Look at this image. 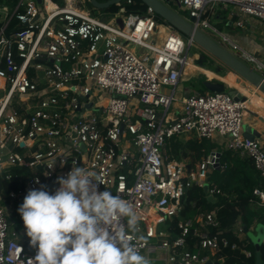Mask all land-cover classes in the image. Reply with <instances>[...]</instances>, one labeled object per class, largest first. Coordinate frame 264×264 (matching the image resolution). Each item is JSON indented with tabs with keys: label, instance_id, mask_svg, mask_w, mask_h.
Here are the masks:
<instances>
[{
	"label": "built area",
	"instance_id": "built-area-1",
	"mask_svg": "<svg viewBox=\"0 0 264 264\" xmlns=\"http://www.w3.org/2000/svg\"><path fill=\"white\" fill-rule=\"evenodd\" d=\"M161 1L185 9L187 21L209 37L206 31L218 35V44L229 39L210 25V3L234 5L244 17L264 22V0ZM1 3L0 174L11 181L16 171L28 173L7 198L0 192V264H27L34 258L36 249L26 251L23 234L13 228L14 207L41 185L53 194L57 178H66L74 162L100 177L99 191L110 190L132 203L140 218L135 235L143 238L134 242L151 264H224L223 258L212 259L229 246L219 233H211L220 227L216 213L185 219L182 210L192 187H206L212 200L220 193L208 177L220 168L217 154L223 151L249 157L264 178V148L244 137L246 100L242 95L236 100L230 94L236 89L226 82L229 76L240 81L238 75L226 68L218 81L224 92L193 91L176 108V88L195 43L185 41L152 8L144 15L126 13L121 2L106 22L103 15L92 17L82 0H18L13 7ZM232 19L228 24L243 28L237 15ZM236 50L230 48L264 79V62ZM173 137L226 141L223 150L204 156L196 169L164 153ZM253 194L264 204V192ZM175 219L177 236L171 229ZM189 234L198 239L195 251L188 248ZM243 253L251 257L250 251Z\"/></svg>",
	"mask_w": 264,
	"mask_h": 264
},
{
	"label": "clouds",
	"instance_id": "clouds-1",
	"mask_svg": "<svg viewBox=\"0 0 264 264\" xmlns=\"http://www.w3.org/2000/svg\"><path fill=\"white\" fill-rule=\"evenodd\" d=\"M74 165L53 194L46 185L30 189L18 208L36 249L27 264H151L134 242L143 238L132 203L99 191L100 177Z\"/></svg>",
	"mask_w": 264,
	"mask_h": 264
},
{
	"label": "trees",
	"instance_id": "trees-1",
	"mask_svg": "<svg viewBox=\"0 0 264 264\" xmlns=\"http://www.w3.org/2000/svg\"><path fill=\"white\" fill-rule=\"evenodd\" d=\"M17 1L1 0V4L5 3L13 7ZM97 1L106 2L109 0ZM122 8L126 13L133 12L138 15H144L147 9L138 0H132L131 3L124 2ZM119 10L120 8L117 6H110L103 11L115 14ZM207 58L211 64L214 63L211 57L207 56ZM195 64L214 71L209 65ZM190 71L195 70L189 68L186 72ZM202 77L207 80L204 76ZM204 92L203 90L200 91L202 94ZM214 149L215 145L210 141H198L193 138L185 140L182 137H173L166 142V155L169 158H182L190 164V167H196L202 158ZM27 173L25 169L16 171L11 181H7L0 174V192L2 195L7 198L11 191L17 190L23 184ZM208 184L211 187H217L220 193L212 200L207 196L205 188H190L183 197L182 217L189 219L195 218L201 213L215 212L220 221V227L212 229L211 233L212 235L219 233V239L227 240L229 246H222L221 250L212 256V259L217 262L220 258H223L224 264H256V250L244 228L248 231L252 229V232H254L257 224L264 225V205H261L260 198L253 194L256 189L264 192V178L255 169L249 157H241L237 151L226 150L222 152L220 168L211 170ZM22 203L18 202L13 211V228L17 231L24 227L23 220L18 212V208ZM6 204H8V201ZM237 226L242 227L241 232H239ZM171 229L174 236L179 234L176 219L172 222ZM187 241L189 242L188 248L190 251H195L198 239L189 234ZM233 244L237 245L236 249H231ZM24 246L26 251L35 249L30 246L29 241H25ZM243 250L250 251L251 257H246ZM260 258L261 263L264 264V243L260 248Z\"/></svg>",
	"mask_w": 264,
	"mask_h": 264
},
{
	"label": "rangeland",
	"instance_id": "rangeland-1",
	"mask_svg": "<svg viewBox=\"0 0 264 264\" xmlns=\"http://www.w3.org/2000/svg\"><path fill=\"white\" fill-rule=\"evenodd\" d=\"M83 4L82 7L87 10L92 17H98L103 15L105 16L104 21L108 22L110 18L113 17L111 13H107L103 10L95 9L89 2V0H82ZM176 13H178L180 16L188 19L187 11L183 8H179L177 4L172 3L170 5ZM212 7V9H210ZM207 12L208 16L207 19L209 20L210 25L216 29L217 32L223 34V36L227 37L229 40L227 42L220 43V45L230 51V48L235 46L238 48L236 50V54L241 51H246L252 55H255L259 60L264 62V22L257 21L255 18L252 17H244L240 13H238L237 8L234 5L228 4V3H210L207 6ZM219 15V17H217ZM237 15V20H241L243 23V28L236 27L235 22H233L232 25L228 24V22ZM162 21V20H161ZM163 22V21H162ZM164 23V22H163ZM213 40L216 42L219 41L218 35L216 36L211 31H206ZM183 39H185L184 36H182ZM186 41V39H185ZM221 41V40H220ZM227 44V45H225ZM231 52V51H230ZM208 55L206 52H204L201 48H199L196 44H194L188 51V62L199 63L202 65H209L213 68L214 71L210 70L211 72H218L219 74L223 75L222 72H226L227 69L219 63L217 60H214V63L211 64L210 60L207 58ZM196 65V64H195ZM197 66V65H196ZM189 69V67L186 65L185 72ZM204 76L206 79V75L197 72V71H190L189 74L185 77H183L178 85V88L176 89V95H181L183 93H192L193 91L199 92L203 90L205 91L203 83L206 81L202 77ZM231 77V76H229ZM231 82L239 83V80L232 81L231 78H229ZM189 79V80H188ZM188 81V82H187ZM243 84V83H242ZM247 85L246 83L244 86H242L240 83L238 84V87L240 88H249L250 90H256L255 88ZM229 91V90H228ZM258 95L263 99L264 101V94L257 91ZM209 92L206 90L204 94H208ZM102 94V93H99ZM98 94V95H99ZM202 94V93H201ZM106 97V95L103 96V98ZM98 101V99H95ZM247 100V98H246ZM248 112V111H247ZM246 112V113H247ZM89 113H95V110H91ZM248 118V117H247ZM249 118L251 120H255L256 114L255 112H251L249 114ZM248 121V119H247ZM247 126V125H246ZM193 139H196L195 137H192ZM196 169H198L196 167ZM214 255V254H213Z\"/></svg>",
	"mask_w": 264,
	"mask_h": 264
},
{
	"label": "water",
	"instance_id": "water-1",
	"mask_svg": "<svg viewBox=\"0 0 264 264\" xmlns=\"http://www.w3.org/2000/svg\"><path fill=\"white\" fill-rule=\"evenodd\" d=\"M127 0H109L106 2H98L97 0H89L90 4L98 10H105L110 6H116L118 3L125 2ZM146 7L152 8L154 13L166 24L177 30L185 38L191 39L199 48L210 55L213 59L221 63L225 68L234 71L240 80H242L247 85L255 88L257 91L264 94V79L253 69L248 67L244 62L239 60L230 51L223 48L215 40H213L208 35L194 28V26L184 18H182L178 13H176L172 8L167 6L161 0H138ZM41 3V0H38ZM123 10V9H122ZM233 21V19H232ZM119 24H122V20H118ZM231 24V22L229 23ZM204 88L209 93H222L226 90L224 84L215 80H206L203 83ZM232 95H236V100L241 97L237 91L230 92ZM242 100H246L243 96ZM244 137L247 140L253 141L260 138V134L253 128L249 127L244 133ZM23 144H21V147ZM164 153L166 152V145L163 147ZM220 159L221 154H217ZM219 159L216 161V167L219 165ZM40 170V167H39ZM206 190V187H205ZM249 239L256 250V264H262L260 258V248L264 239V225L257 224L254 232L248 231L244 228ZM209 264H212L211 262Z\"/></svg>",
	"mask_w": 264,
	"mask_h": 264
},
{
	"label": "crops",
	"instance_id": "crops-1",
	"mask_svg": "<svg viewBox=\"0 0 264 264\" xmlns=\"http://www.w3.org/2000/svg\"><path fill=\"white\" fill-rule=\"evenodd\" d=\"M232 20V19H231ZM232 25V24H231ZM165 29V28H164ZM164 36V32H163V30H161V32H160V37H163ZM195 64V63H194ZM198 66V65H197ZM201 73V72H200ZM213 73V72H212ZM215 74H218V75H220L221 77H223V75H221V74H219L218 72H214ZM223 73V72H222ZM189 74V72H184V74L182 75V77H181V79L183 78V77H185V76H187ZM202 74H204V73H202ZM204 75H206V77H208L207 79L208 80H215V81H219L220 79H216V78H213V77H211V76H209V75H207V74H204ZM229 78H231V77H229ZM180 79V80H181ZM223 79H224V77H223ZM189 80V79H188ZM188 82V81H187ZM239 83L242 85V86H244V82L242 81V80H240L239 81ZM239 83H234V82H232L231 84H230V86L232 87V88H234V89H237V88H239L238 87V84ZM243 83V84H242ZM179 85V84H178ZM177 88H178V86H177ZM176 88V89H177ZM240 89H244V88H241L240 87ZM237 91V90H236ZM190 95V93H183V94H181V95H177V98H178V102L175 104V107L176 108H181L182 107V99H184V98H186L187 96H189ZM260 104H262V103H259V102H257L256 100H254V99H248L247 100V102H246V106H247V113H246V116H245V125H244V130L246 131L247 130V128H249V127H251V128H253V129H255L259 134H260V138H258V139H256L257 141H259V143L263 146V148H264V124H260V125H258L257 124V121H256V119L255 120H251L250 118H249V114L253 111V112H259V106H260ZM248 117V118H247ZM247 119H248V121H247ZM247 125V126H246ZM189 139H191V138H188L187 140H189ZM186 140V139H185ZM226 141V139H224V140H214V141H210L211 143H213L214 145H215V149H214V151L215 150H218V149H220V150H223V143ZM261 205H264L263 203H261ZM237 228H238V230H239V228H241L242 229V227H240V226H237ZM250 231H252V229H250ZM18 232H20V233H22L23 235H22V239L24 240V242L25 241H30V238L29 237H27V235H26V229H25V227H22V229H20V231H18Z\"/></svg>",
	"mask_w": 264,
	"mask_h": 264
},
{
	"label": "bare ground",
	"instance_id": "bare-ground-1",
	"mask_svg": "<svg viewBox=\"0 0 264 264\" xmlns=\"http://www.w3.org/2000/svg\"><path fill=\"white\" fill-rule=\"evenodd\" d=\"M187 66L190 69H193V70H195L197 72H201V73L207 74V75H209V76H211L213 78L223 80V77H221L220 75L215 74L214 72L212 73L210 70H208L206 68H203L201 66H196L195 64H193L190 61L189 62L187 61ZM226 82H228V84H231L232 83L231 80H229L228 78H226ZM236 90H237V92L239 94H241L242 96H244L245 98H247V100L248 99H254L257 102L262 103L259 106V112H255V114H256V118L255 119H256L258 125L264 124V101L258 95V93L256 92V90H250L249 88H246V87L244 89L237 88ZM247 100H246V102H247ZM246 112H247V106H246V103H245V109L243 111V122H244V125H245ZM148 213L152 214V212L150 210L148 211Z\"/></svg>",
	"mask_w": 264,
	"mask_h": 264
}]
</instances>
